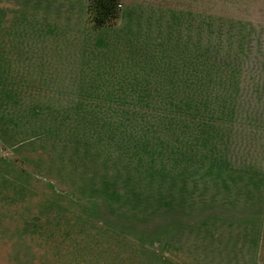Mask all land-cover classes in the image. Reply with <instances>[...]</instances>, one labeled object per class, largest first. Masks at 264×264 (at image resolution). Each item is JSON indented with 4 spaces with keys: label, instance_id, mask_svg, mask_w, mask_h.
<instances>
[{
    "label": "rangeland",
    "instance_id": "1",
    "mask_svg": "<svg viewBox=\"0 0 264 264\" xmlns=\"http://www.w3.org/2000/svg\"><path fill=\"white\" fill-rule=\"evenodd\" d=\"M88 2L0 0V264H233L196 239L264 200V0Z\"/></svg>",
    "mask_w": 264,
    "mask_h": 264
},
{
    "label": "crops",
    "instance_id": "2",
    "mask_svg": "<svg viewBox=\"0 0 264 264\" xmlns=\"http://www.w3.org/2000/svg\"><path fill=\"white\" fill-rule=\"evenodd\" d=\"M49 10L50 9H47L42 15L48 17ZM261 176H263V174H261ZM261 184H263V181H261ZM257 203L256 206L259 205V208L257 207L254 212H250V216L246 217L250 219L245 221H233L228 219L231 217H227L225 214L222 215L223 212L218 213V215L216 213L213 215L211 214L213 212L209 211L211 216L208 217L207 221L201 222V227H199V229H204L205 225H207L210 237L207 239L205 237L197 238L196 241L200 239L199 242H203H200L199 247L206 248V245L213 242L211 247L218 251L215 255L213 253V258L222 257L221 259L224 261L226 259L228 261L234 260L232 261L233 264H264V261L260 260L263 244L262 237L264 236V212L262 208L264 200H258ZM233 213H240V211ZM219 224L223 226L226 225L227 228L223 227V229L220 230ZM213 249L211 248L210 250L212 251ZM227 250L230 252L229 255H225L221 252ZM210 262L211 261H206L202 258V263L209 264ZM198 263L200 262L198 261Z\"/></svg>",
    "mask_w": 264,
    "mask_h": 264
},
{
    "label": "trees",
    "instance_id": "3",
    "mask_svg": "<svg viewBox=\"0 0 264 264\" xmlns=\"http://www.w3.org/2000/svg\"><path fill=\"white\" fill-rule=\"evenodd\" d=\"M120 0H89L87 13L94 28L117 25L122 12Z\"/></svg>",
    "mask_w": 264,
    "mask_h": 264
},
{
    "label": "built area",
    "instance_id": "4",
    "mask_svg": "<svg viewBox=\"0 0 264 264\" xmlns=\"http://www.w3.org/2000/svg\"><path fill=\"white\" fill-rule=\"evenodd\" d=\"M118 6H119V7H121V3H120V4H118Z\"/></svg>",
    "mask_w": 264,
    "mask_h": 264
}]
</instances>
